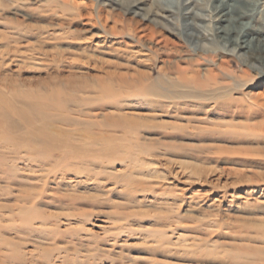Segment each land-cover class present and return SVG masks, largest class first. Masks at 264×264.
<instances>
[{
  "label": "rangeland",
  "instance_id": "obj_1",
  "mask_svg": "<svg viewBox=\"0 0 264 264\" xmlns=\"http://www.w3.org/2000/svg\"><path fill=\"white\" fill-rule=\"evenodd\" d=\"M161 1L0 0V264H264V78Z\"/></svg>",
  "mask_w": 264,
  "mask_h": 264
},
{
  "label": "bare ground",
  "instance_id": "obj_2",
  "mask_svg": "<svg viewBox=\"0 0 264 264\" xmlns=\"http://www.w3.org/2000/svg\"><path fill=\"white\" fill-rule=\"evenodd\" d=\"M114 1L118 2V0ZM160 3L163 14L161 18L167 20L168 17L176 14L182 19L176 32L170 29L166 31L182 39L188 45L191 53L194 54L202 49L201 40H207L216 47L211 53L219 52L220 54L221 59L217 67L222 74L229 76L227 70V67H229L228 59L232 58L255 72L258 77L264 78V0H208L209 5L207 4L205 10L207 16L193 12L191 8L194 3L193 0H163ZM131 8H138V2H130L128 10ZM151 16L152 14L150 16L141 15V18L146 22H152L153 20H150ZM153 16L158 15L154 13ZM208 52L210 51L204 53ZM184 55V57H179L180 59L176 63H191L188 55ZM177 71L184 72L179 75L180 82L190 84L196 91L201 92L200 94L195 92L193 98L207 100L201 99L202 96H206L204 94L207 91L209 93L207 96H210V99L213 100V108L222 109L231 106V104L219 100L222 95L220 93H224L225 89H230V87L229 84L220 82L217 74L212 76L210 73L208 75L202 73L204 80H200L195 75L188 79L185 75L186 68L177 66ZM198 74L200 77L199 71H197ZM243 95L250 98L254 97L253 94L250 95L249 91ZM255 97L254 104L264 107V102L259 104L257 102L259 97ZM261 203L264 204V201ZM256 239L262 240L258 237ZM247 253L253 255L249 251ZM255 253H260V250L255 249L254 255Z\"/></svg>",
  "mask_w": 264,
  "mask_h": 264
}]
</instances>
